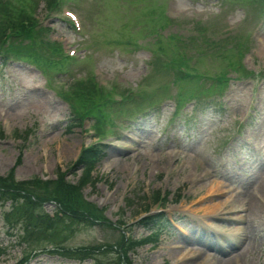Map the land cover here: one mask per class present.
<instances>
[{
  "label": "rangeland",
  "instance_id": "1",
  "mask_svg": "<svg viewBox=\"0 0 264 264\" xmlns=\"http://www.w3.org/2000/svg\"><path fill=\"white\" fill-rule=\"evenodd\" d=\"M8 1L33 12L48 40L72 57L57 64L38 51L41 59L33 60L23 42L17 51L1 45L10 58L0 56V176L29 183L62 174L74 184L80 170L72 163L82 147L99 141L102 159L91 170L96 181L80 195L96 205L103 224L58 225L51 241L31 242L36 233L22 219L8 227L2 214L10 201L0 199V264H117V245L147 237L150 229L137 220L159 211L174 228L130 249V264H264V200L261 206L252 194L264 198V0H61L55 15L44 0ZM67 11L75 13L78 32L65 21ZM89 73L111 94L115 115L102 135L93 136L95 120L73 98L72 81ZM114 94L123 102L117 105ZM194 102L201 103L200 114L192 113ZM174 103L184 105L176 115ZM150 104L159 106L117 135L124 117ZM213 188L248 194L244 204L232 199L225 207L242 220L226 216L225 208L218 216L201 209L204 195L210 203L232 195ZM156 192L163 202L150 201ZM56 208L52 201L41 205L49 216ZM235 226V236L227 235ZM37 243L112 250L102 246L84 259L45 252L24 259Z\"/></svg>",
  "mask_w": 264,
  "mask_h": 264
},
{
  "label": "trees",
  "instance_id": "2",
  "mask_svg": "<svg viewBox=\"0 0 264 264\" xmlns=\"http://www.w3.org/2000/svg\"><path fill=\"white\" fill-rule=\"evenodd\" d=\"M45 10H57L56 0H44ZM19 5V4H18ZM8 0H0V51L4 55L6 50L1 47H7L8 51H17L21 47L20 42L25 44L33 54L34 58L41 57L37 52H45V58L54 59L57 64L61 63V54L58 44L48 40L46 36L47 28L38 25L37 20L26 14V11ZM22 39V41L20 40ZM12 40V41H11ZM6 43V46H5ZM29 58V54H26ZM185 74V73H183ZM179 73L180 76H184ZM187 75V74H185ZM185 77V76H184ZM73 98L78 100L79 107L86 110L85 115L91 114L95 120L94 127L98 132L100 123L104 119L101 109L108 105L109 95L92 77L76 79L72 81ZM139 107V106H138ZM82 115V112H81ZM77 115V117H81ZM102 145L93 143L82 148L77 159L72 163L73 171L80 170L76 182L69 183L64 180L62 174L54 180H39L33 178L32 181H14L7 174L0 176V199L10 201V209L4 212L3 219H6L9 228H14V223L22 219L23 225L27 230L35 231V238H41L42 242L51 241L57 233L58 225L69 227L70 223H85L92 225L98 223L101 216L96 207L87 202L80 195L81 188L86 183H94L96 178H92L91 170L101 158ZM31 186V187H30ZM157 193H154V197ZM52 201L56 205V212L53 215L44 214L41 205L44 202ZM61 214V215H60ZM60 215V216H59ZM165 218L162 214H153L140 221V224L146 228L166 227ZM110 225V224H107ZM32 235V234H31ZM122 239L116 250L117 264H130L127 260L126 253L134 245L142 242L145 243L149 239L144 238L140 242ZM51 243L49 252L60 254L67 258L83 259L86 257L93 258L96 254L102 253V246L87 247H64L57 243ZM118 246V245H117ZM45 246H41L43 249ZM105 252L111 251L112 246L104 245Z\"/></svg>",
  "mask_w": 264,
  "mask_h": 264
},
{
  "label": "bare ground",
  "instance_id": "3",
  "mask_svg": "<svg viewBox=\"0 0 264 264\" xmlns=\"http://www.w3.org/2000/svg\"><path fill=\"white\" fill-rule=\"evenodd\" d=\"M175 4V3H174ZM178 5V4H177ZM175 6H176V4H175ZM174 7V6H173ZM63 150H64V154L66 153V151L68 152L69 151V148L67 147V145H64V147H63ZM262 176V181H261V183H260V186L261 187H264V173L261 175ZM215 188V187H214ZM213 188V190L214 191H216V192H218L219 193V191H220V189L218 190V189H214ZM229 190V189H228ZM210 192H212V188L210 189ZM225 192H228L227 190L225 191ZM229 193H231V192H229ZM218 195V194H217ZM210 196H208V198H209ZM232 197V199L234 200V201H236V203L238 202H240L241 201V203H243V199L245 200V198H247L248 197V194L247 193H244L243 194V196H240V195H232L231 196ZM204 198L206 199L207 197L204 195L201 199H203L202 201L203 202H205L204 204V206L203 207H201V209L202 210H204L206 213L207 212H210L211 213V215H215V216H218V213L221 211V210H223L224 208H225V206H224V204H225V202L223 203V202H219V203H210V202H208V201H206V200H204ZM238 199V200H237ZM207 203V204H206ZM212 204V205H211ZM244 204V203H243ZM252 205V206H251ZM251 207H252V209H253V211L255 212L256 210H258L259 211V209H258V207H257V205L255 204V201L253 200V199H251ZM235 218L236 219H241V216L240 215H236L235 216ZM238 227V226H237ZM240 228V227H239ZM233 230V229H232ZM227 235H231V236H235L234 234H235V232L234 231H229L228 233H226ZM215 260V259H214ZM213 263V262H212ZM211 264V263H210ZM234 264H235V262H234Z\"/></svg>",
  "mask_w": 264,
  "mask_h": 264
}]
</instances>
